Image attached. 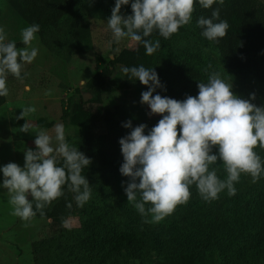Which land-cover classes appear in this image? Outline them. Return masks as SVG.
<instances>
[{"label": "rangeland", "instance_id": "374dc122", "mask_svg": "<svg viewBox=\"0 0 264 264\" xmlns=\"http://www.w3.org/2000/svg\"><path fill=\"white\" fill-rule=\"evenodd\" d=\"M97 1L76 0L55 25L43 27L42 33L36 34L37 39L33 41L39 48L38 56L23 69V79L9 76V95L0 105V167L10 162L23 167L24 152L28 148L35 150V133L20 132L26 120L34 129L50 132L60 124L65 129L68 143L75 147L88 143L105 152L115 164L101 170H84L92 185V195L83 207L76 204L73 194L71 212L61 217L47 216V207L45 215L37 213L28 227L20 218L10 215V205L4 195L6 190L0 188V264H264V257L253 256L256 246L251 245L249 237L253 225L245 210L246 205L264 191V176L253 183L248 174H242L240 181L235 183L237 192L234 196H228L224 190L219 199L206 202L195 186L190 189L192 195L187 204L178 205L159 223H146L150 239L143 259L126 253L121 256L108 254L107 242L102 243L98 236L97 242L103 245L92 242L90 247H94V256L82 247L88 239V223L94 222L96 226L92 229L103 233L109 228L121 230L123 225L131 222H128L129 214L144 221V217L127 202L122 186L129 178L120 173L117 165L123 163L119 139L131 131L122 126L128 120L132 121L133 127L147 124V134L162 118L160 114L149 115V106L140 102L141 93L148 90L147 86L141 82H126L125 67L112 63V58L132 47L134 41L123 38L117 44L113 40L107 25L109 18L99 10ZM130 5L131 0L129 5L123 6L126 13ZM32 20L33 15L24 12L22 0H0V26L5 27L9 41L20 42V30ZM166 43L164 61L153 66L160 72L166 91L157 88L153 95L158 93L184 100L187 95L198 94L197 86L192 88L181 83L170 71L178 54L191 49L204 53L212 65L209 72L219 71L233 82L234 93L248 99L255 92L257 98L252 102L264 106V84L251 70L227 68L216 50L196 33L193 18ZM153 55H148L142 63L149 65ZM106 68L111 75L99 106L89 83L98 71ZM82 99L87 103L81 105ZM28 106H34L37 111L29 114L26 120L18 119L22 108ZM100 108L111 109L113 119L92 124L90 121L99 116ZM255 151L264 162V149L257 146ZM214 153L218 155V146ZM210 167L217 168L221 179L226 178L222 161L218 160ZM2 181L0 171V184Z\"/></svg>", "mask_w": 264, "mask_h": 264}, {"label": "clouds", "instance_id": "9594fccd", "mask_svg": "<svg viewBox=\"0 0 264 264\" xmlns=\"http://www.w3.org/2000/svg\"><path fill=\"white\" fill-rule=\"evenodd\" d=\"M224 2L218 0L220 7L213 9L210 17L201 16L197 21L201 36L210 42L219 43L230 28L220 15ZM129 3L130 0H116L107 19L108 28L117 44L129 38L142 44L145 54L151 56L161 48L159 39H150L153 33L169 39L180 27L189 25L196 0H131L132 14L125 15L121 9ZM198 3L211 9L217 0ZM40 30L38 23L23 27V47H18L14 40L9 41L5 27L0 26V97L9 95V76L23 79V69L37 58L39 48L33 41ZM211 68L208 64L204 69L207 80L198 82V94L187 95L184 100L153 95L157 88L166 91L155 68L140 65L124 69L130 74L129 79L147 86L140 102L149 106V115L162 116L147 134V124L133 127L131 120L124 122L122 126L131 131L119 139L123 155L119 171L129 178L122 186L127 202L144 217V223H159L178 205L187 204L192 195L191 185L196 186L204 201L212 202L224 190L228 196H234V185L242 174L250 175L253 183L264 176V162L255 151L257 146L264 149V106L252 102L257 98L255 92L248 99L234 93L233 82L219 71L209 72ZM22 109L18 119L37 111L34 106ZM20 132H34L36 148L24 152L23 167L15 162L0 167V188L6 190L10 215L20 218L28 227L37 213L44 216V210L64 196L65 187L74 194L76 204L83 207L92 195V185L84 174L91 158L67 142L60 124L50 132L34 129L26 120ZM216 146L218 155L214 153ZM218 160L227 173L224 179L218 176L216 167H210Z\"/></svg>", "mask_w": 264, "mask_h": 264}, {"label": "trees", "instance_id": "16d2710c", "mask_svg": "<svg viewBox=\"0 0 264 264\" xmlns=\"http://www.w3.org/2000/svg\"><path fill=\"white\" fill-rule=\"evenodd\" d=\"M76 0H22L23 10L25 13L33 15L31 24L38 23L41 25V30L37 34H41L43 27L55 25L62 16L74 5ZM116 0H98L97 5L99 10L108 18L111 16V10L115 6ZM216 7H220L218 0L211 9L202 8L198 0L194 5L192 15L195 31L201 36L202 29L198 27L197 21L201 16L206 18L211 16V12ZM125 15L132 14L131 5L126 13L124 8L121 9ZM221 18L226 19L230 28L227 35L220 39L219 43L210 42L204 38L217 52L223 64L234 70H251L255 77L264 84V3L262 0H225L221 7ZM202 37V36H201ZM150 39H159L161 48L158 49L153 57H151L149 65L142 63V60L148 55L145 54V49L142 44L134 41V45L124 49L112 58L113 64L123 65L125 68L132 66L143 65L146 68H153L157 64L164 61V51L166 50V40L159 36L158 33H153ZM18 47H22V42H17ZM149 61V62H150ZM173 66L170 68L171 74L181 83L191 86L192 88L198 85L199 81L205 82L204 78L207 73L204 69L209 64V60L204 53L191 49H185L178 54ZM160 78V72L155 68ZM111 71L106 68L98 71L89 83V89L95 94V100L100 106L102 101V91L106 87ZM124 80L126 82H140L139 80L129 79L130 74L123 71ZM198 87V86H197ZM4 97H0V105L3 103ZM81 105L87 103L81 100ZM85 117H89L87 113ZM113 112L108 108H100L98 117H93L90 121L92 124L96 122H111ZM85 155L91 158L92 163L87 170H101L104 167L114 165L115 162L102 150L96 149L88 143L79 144L77 146ZM121 166V164H117ZM86 170V169H85ZM195 185H191L194 188ZM64 196L53 201L48 206L47 216L61 217L72 211L71 200L73 193L68 192L64 188ZM71 205L69 207L68 205ZM247 217L253 225V231L249 234L251 245L256 246V255L254 257H264V191L261 192L255 200L248 203L245 207ZM128 224L123 225L121 230L116 228L105 229L103 233H99L92 226L94 222L87 224L89 231L86 243L82 244L85 250H88L89 255L94 256V247L102 246L103 242H107V253L110 255L121 256L126 253L130 257L143 259L148 251L150 235L148 227L143 222V219L129 214ZM127 222V221H126ZM99 237L101 242H97L96 237Z\"/></svg>", "mask_w": 264, "mask_h": 264}]
</instances>
